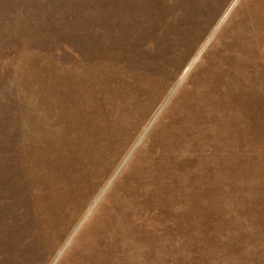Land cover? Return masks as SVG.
Listing matches in <instances>:
<instances>
[{"label":"rangeland","instance_id":"1","mask_svg":"<svg viewBox=\"0 0 264 264\" xmlns=\"http://www.w3.org/2000/svg\"><path fill=\"white\" fill-rule=\"evenodd\" d=\"M0 264H264V0H0Z\"/></svg>","mask_w":264,"mask_h":264}]
</instances>
